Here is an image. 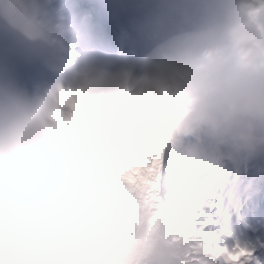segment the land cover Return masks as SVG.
Here are the masks:
<instances>
[{"label": "clouds", "instance_id": "obj_1", "mask_svg": "<svg viewBox=\"0 0 264 264\" xmlns=\"http://www.w3.org/2000/svg\"><path fill=\"white\" fill-rule=\"evenodd\" d=\"M136 9L124 47L106 55L45 0H0V31L59 77L34 91L0 75V264H183L184 246L150 225L45 183L64 152L72 95L159 111L174 159L264 155V0H140ZM191 251L196 264H225Z\"/></svg>", "mask_w": 264, "mask_h": 264}, {"label": "rangeland", "instance_id": "obj_2", "mask_svg": "<svg viewBox=\"0 0 264 264\" xmlns=\"http://www.w3.org/2000/svg\"><path fill=\"white\" fill-rule=\"evenodd\" d=\"M95 106L96 109L92 115L97 118L99 124L97 135V144L100 146L99 161L87 160L84 164L79 162V167H74L75 176L73 178L63 179L62 183L55 187L50 186L49 189L71 198L82 186L91 184L89 188L97 191L94 195L98 198H106V203L111 209L115 210V216L130 218L138 222L142 214L141 207L144 201L142 193L149 178L140 175L137 179L129 174V166L134 160L129 146L135 142H138L136 144L139 145L144 138L151 137L156 131L155 124L148 118L142 105L131 98H127V102L118 109L116 114L110 115L107 113L114 109L113 106L109 111L107 109L105 112L102 111L103 114L108 115L106 123L103 127H100L102 119L99 113L103 106L102 102L95 103ZM104 169L108 178L103 181L102 185H99L98 180H101L100 174ZM179 176L180 174H174L171 177V183H175ZM187 186L189 193L194 191L192 190L193 184L189 180L184 181L181 184V189H178L180 197L184 194ZM156 197H161V194H157ZM157 198L152 199L149 203L145 224L150 225L152 230L156 231L159 236L164 230L174 229L180 224L181 220H178L180 217L176 215L174 210L175 198L172 200L173 204L169 202L171 200L167 201L160 219L156 218L154 212L159 208L154 206V203H156ZM190 203L191 212L187 218L202 209L196 198H191ZM167 210H171L173 213L169 221H167ZM199 220V218H196V221ZM191 264H196V260L192 261Z\"/></svg>", "mask_w": 264, "mask_h": 264}, {"label": "snow or ice", "instance_id": "obj_3", "mask_svg": "<svg viewBox=\"0 0 264 264\" xmlns=\"http://www.w3.org/2000/svg\"><path fill=\"white\" fill-rule=\"evenodd\" d=\"M145 108V107H144ZM146 115L154 122L156 130L161 134L164 127V116L159 111L151 108H145ZM165 149L160 157V175L164 179V194L165 196L175 195L179 196L178 189H174L171 183V171L169 168L168 172H165ZM155 158V153L149 159V167L151 166V160ZM171 162L169 161V166ZM199 179V178H198ZM214 181V180H213ZM202 184V183H201ZM199 191L203 192L204 201L202 203V209L204 215L197 222L200 228H205L209 219L213 221V225L218 224L215 216L212 215L217 209V200L214 195L210 196L204 187H198ZM176 215L181 219L186 218L190 215L191 209L185 203L183 199H177L174 208ZM213 225H208L211 228ZM227 237H232L231 231H226ZM218 249L224 253L223 259L225 264H264V240L258 239L256 242H241L236 239L234 243H218Z\"/></svg>", "mask_w": 264, "mask_h": 264}, {"label": "bare ground", "instance_id": "obj_4", "mask_svg": "<svg viewBox=\"0 0 264 264\" xmlns=\"http://www.w3.org/2000/svg\"><path fill=\"white\" fill-rule=\"evenodd\" d=\"M158 134H160V133L159 132H156L155 137L153 138V140H152V137L153 136L149 138L151 142H147V140L145 141V139H144L142 141V144L139 145V146H136L135 143L134 144H131L130 146L128 145L129 146V149L131 151V154H132V156L134 158V160H133V166L129 169V173L132 174L133 173V170H134L133 167L134 168L136 167V169L138 171H140L141 174L152 173V175H154L153 171L151 172V169L148 166L149 165V159H150V156H148V155H149V152H151L152 148L153 147H156V149L154 151L155 158L152 159L151 162H156L161 157V154L163 152V148L164 147H163V143L162 142H160V144L162 143V146H160L159 142L156 140V136ZM88 153H89V151H88ZM163 154L166 156V155H168V152L163 153ZM89 155L90 156H95V153L94 152H90ZM146 159L148 160V165L145 167V161H146ZM78 160H80V159H78ZM78 160L71 159L70 162L73 165V164H76L78 162ZM82 160H84V159H82ZM142 160L144 161V167H141V161ZM140 168H142V169H140Z\"/></svg>", "mask_w": 264, "mask_h": 264}, {"label": "trees", "instance_id": "obj_5", "mask_svg": "<svg viewBox=\"0 0 264 264\" xmlns=\"http://www.w3.org/2000/svg\"><path fill=\"white\" fill-rule=\"evenodd\" d=\"M93 201H95L96 206H98L102 209H105L112 214V211L110 210V208L108 207V205L106 204V201L104 199H102V200L95 199ZM189 234H190V232L188 233L186 228H177L176 234H175V240H171V233L164 236L165 240H169L171 242V245H169V246H172V247H178L181 245L184 246L183 252L181 254V261L186 260V254L188 252H190L192 249V247H191L192 243H191V240L189 238Z\"/></svg>", "mask_w": 264, "mask_h": 264}]
</instances>
